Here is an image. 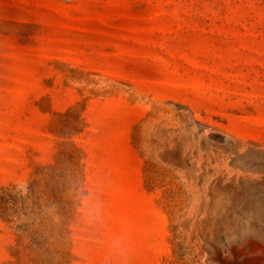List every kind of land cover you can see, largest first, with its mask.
Segmentation results:
<instances>
[{"label": "rangeland", "instance_id": "1", "mask_svg": "<svg viewBox=\"0 0 264 264\" xmlns=\"http://www.w3.org/2000/svg\"><path fill=\"white\" fill-rule=\"evenodd\" d=\"M263 176L264 0H0V264H218Z\"/></svg>", "mask_w": 264, "mask_h": 264}, {"label": "bare ground", "instance_id": "2", "mask_svg": "<svg viewBox=\"0 0 264 264\" xmlns=\"http://www.w3.org/2000/svg\"><path fill=\"white\" fill-rule=\"evenodd\" d=\"M264 177V176H263ZM262 178V177H261ZM254 180V179H253ZM256 180V179H255ZM259 182H261L260 180L258 181V183ZM244 183V182H243ZM247 183V182H246ZM244 185V184H243ZM247 184H245L244 185V187H248V186H246ZM251 186V185H250ZM251 188V187H250ZM249 188V189H250ZM246 189V188H245ZM252 189H253V187H252ZM256 190V189H255ZM263 190V189H262ZM261 190V191H262ZM253 190H251V192H252ZM261 195V194H260ZM257 197V196H256ZM263 198H264V196H262ZM256 199V198H255ZM260 199H261V197H260ZM254 200V199H253ZM263 200V199H262ZM249 202H250V200H249ZM261 203H263V202H261ZM261 203H258V205L259 204H261ZM250 204V203H249ZM260 207V206H259ZM262 208V207H261ZM238 209V208H237ZM257 209V208H256ZM263 209V208H262ZM261 209V210H262ZM239 210V209H238ZM260 210V211H261ZM240 211V210H239ZM258 211H259V209H258ZM236 217V216H235ZM237 220H239V218L240 217H238L237 216ZM241 219V218H240ZM242 220V219H241ZM236 222V225L238 224V222L237 221H235ZM245 223V222H244ZM255 223H257V222H255ZM241 225V223H239V226ZM238 227V226H237ZM241 227L243 228V225H241ZM241 228V229H242ZM246 228H247V226H246ZM236 229V226L234 227V229H232L233 231ZM241 229H239V231L241 230ZM243 229H245V228H243ZM232 230H231V233H234V232H236V230L234 231V232H232ZM252 230H255V229H252ZM264 230V229H263ZM238 230H237V232H239ZM243 232V231H242ZM246 232H249V231H246ZM252 231H250V235L248 236V237H251V234H253V233H251ZM230 232H229V234H231ZM241 233V231L239 232V235L242 237V235L240 234ZM255 233V232H254ZM228 234V233H227ZM246 234V233H245ZM257 234H259V233H257ZM256 234V235H257ZM231 235H238V234H231ZM230 235V236H231ZM246 235H248V234H246ZM260 235V234H259ZM226 237H229V235H225ZM244 236V235H243ZM254 236V235H253ZM203 237H205V236H203ZM218 237V236H217ZM232 237V239H233V236H231ZM230 237V238H231ZM235 237V236H234ZM239 237V236H238ZM245 237V236H244ZM219 238V237H218ZM223 238H224V234H223ZM228 238H226V240H227ZM232 239H228V240H230V242H233L234 241V239H233V241H232ZM207 240V239H206ZM209 240V239H208ZM207 240V241H208ZM213 240V239H212ZM239 240V239H238ZM224 241V240H223ZM240 241V240H239ZM238 241V242H239ZM245 241H246V238H245ZM211 242V239L209 240V242L208 243H210ZM212 242H215L216 243V241L215 240H213ZM225 242V241H224ZM219 243V242H218ZM218 243H216V244H218ZM222 244H223V242H222ZM230 244H232V243H230ZM241 244V243H240ZM202 245H204V244H202ZM206 245V244H205ZM215 247H217V245H215V244H213ZM223 245H225V243L223 244ZM237 245V244H236ZM239 245V244H238ZM207 247H206V249L208 248V244L206 245ZM210 246H212V244L210 245ZM213 246V247H214ZM220 246V245H219ZM232 246H233V244H232ZM230 246L231 248L230 249H232V250H230L229 249V251H231L230 252V255H227V254H223V253H225L224 251H223V253L221 252V250H219V248H218V251H217V253H216V251H213V252H215L216 254H217V258H216V256H214V255H216L215 253H214V257L216 258V259H218L217 260V263L218 264H264V241L262 242V240L260 239V237L258 238V237H251V239H249L244 245H242L241 244V246ZM204 247V246H203ZM215 247H214V249H215ZM223 247V246H222ZM225 247V246H224ZM227 247H228V244H227ZM205 248V247H204ZM212 248V247H211ZM215 250H217V249H215ZM209 251H210V249H209ZM207 252V251H206ZM212 253V252H211Z\"/></svg>", "mask_w": 264, "mask_h": 264}]
</instances>
